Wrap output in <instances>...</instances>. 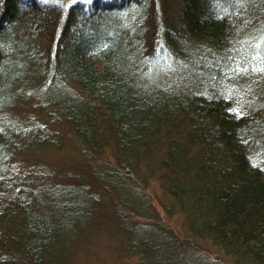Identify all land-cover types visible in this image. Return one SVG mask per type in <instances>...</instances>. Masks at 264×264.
<instances>
[{
    "label": "trees",
    "instance_id": "1",
    "mask_svg": "<svg viewBox=\"0 0 264 264\" xmlns=\"http://www.w3.org/2000/svg\"><path fill=\"white\" fill-rule=\"evenodd\" d=\"M94 233L264 264V0H0V264Z\"/></svg>",
    "mask_w": 264,
    "mask_h": 264
},
{
    "label": "rangeland",
    "instance_id": "2",
    "mask_svg": "<svg viewBox=\"0 0 264 264\" xmlns=\"http://www.w3.org/2000/svg\"><path fill=\"white\" fill-rule=\"evenodd\" d=\"M159 173H157L158 175ZM156 176V175H155ZM150 183L160 184L154 179L149 180ZM149 183V184H150ZM150 184V186H151ZM159 218L166 223L170 228H173L180 234V240L183 238L180 227L177 225V220L179 216L177 215H165L161 212L160 208H157ZM91 246L87 247L82 252L78 249L79 256L73 260L72 264H134L136 259L128 258L126 256L120 255L118 252L119 243L111 236H107L105 233H94L89 236ZM80 245V244H79ZM86 250H89L86 252ZM211 256H216V254L210 253ZM225 263L229 264L231 261L229 259L225 260Z\"/></svg>",
    "mask_w": 264,
    "mask_h": 264
}]
</instances>
